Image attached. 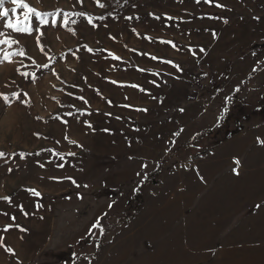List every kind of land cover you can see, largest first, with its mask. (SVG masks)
Segmentation results:
<instances>
[{
    "label": "rangeland",
    "instance_id": "obj_1",
    "mask_svg": "<svg viewBox=\"0 0 264 264\" xmlns=\"http://www.w3.org/2000/svg\"><path fill=\"white\" fill-rule=\"evenodd\" d=\"M26 2L46 23L0 18V264H159L153 195L264 116V0Z\"/></svg>",
    "mask_w": 264,
    "mask_h": 264
},
{
    "label": "crops",
    "instance_id": "obj_2",
    "mask_svg": "<svg viewBox=\"0 0 264 264\" xmlns=\"http://www.w3.org/2000/svg\"><path fill=\"white\" fill-rule=\"evenodd\" d=\"M184 163L169 179L174 184L153 195L142 228L158 238L150 253L158 263L234 264L246 244H264V116ZM146 261L143 255L139 264Z\"/></svg>",
    "mask_w": 264,
    "mask_h": 264
},
{
    "label": "snow or ice",
    "instance_id": "obj_3",
    "mask_svg": "<svg viewBox=\"0 0 264 264\" xmlns=\"http://www.w3.org/2000/svg\"><path fill=\"white\" fill-rule=\"evenodd\" d=\"M7 2H10L11 4L15 5V7H13L10 11L6 10L4 8V4L6 3V0H0V18L8 17L10 14L13 17L18 18L19 12L21 10H24L23 20H19V22H16L15 20L8 22L7 26L11 28L13 31L30 33L31 26L29 21L31 20L32 17H35L36 19L40 20L41 23H46L45 20L46 14L41 13L36 9L30 7L29 4L26 2V0H7ZM0 43H8V41H0ZM20 55H23V53H20ZM4 59H9V57L5 56ZM2 155L3 154L0 153V156ZM35 194L39 195V193H35Z\"/></svg>",
    "mask_w": 264,
    "mask_h": 264
},
{
    "label": "trees",
    "instance_id": "obj_4",
    "mask_svg": "<svg viewBox=\"0 0 264 264\" xmlns=\"http://www.w3.org/2000/svg\"><path fill=\"white\" fill-rule=\"evenodd\" d=\"M237 130H238V129H237ZM237 130H236V131H237Z\"/></svg>",
    "mask_w": 264,
    "mask_h": 264
}]
</instances>
